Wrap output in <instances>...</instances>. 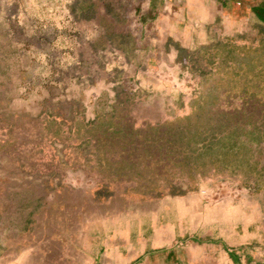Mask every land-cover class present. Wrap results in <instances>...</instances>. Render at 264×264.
Segmentation results:
<instances>
[{"label": "rangeland", "instance_id": "rangeland-1", "mask_svg": "<svg viewBox=\"0 0 264 264\" xmlns=\"http://www.w3.org/2000/svg\"><path fill=\"white\" fill-rule=\"evenodd\" d=\"M229 1L186 44L164 0H0V264L262 227L264 0Z\"/></svg>", "mask_w": 264, "mask_h": 264}, {"label": "crops", "instance_id": "crops-1", "mask_svg": "<svg viewBox=\"0 0 264 264\" xmlns=\"http://www.w3.org/2000/svg\"><path fill=\"white\" fill-rule=\"evenodd\" d=\"M164 1V5L155 7L159 10L158 17L147 23L149 33L145 35L160 42L167 38L174 41L185 38L188 44V41H193L196 32L197 42L202 44L210 37V25L216 21H230L232 13L234 16L237 14L232 12L229 0ZM186 44L182 42L181 47ZM159 52L172 53L174 57L177 54V50L172 47H160ZM260 214L264 222V212ZM244 226L240 233L232 226L228 236L222 237L217 244L215 227L212 225L210 237L204 243L178 247L176 241L173 243L174 238L162 235L156 243L140 245L135 252L127 253L126 256L113 252L98 255L86 250L79 251L76 259L64 264H264V223L262 227L257 226L251 231L248 230L249 224ZM159 247L164 248L157 250Z\"/></svg>", "mask_w": 264, "mask_h": 264}]
</instances>
